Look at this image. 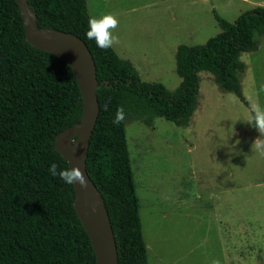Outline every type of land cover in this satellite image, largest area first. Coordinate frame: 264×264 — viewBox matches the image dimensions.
Instances as JSON below:
<instances>
[{
    "label": "trees",
    "instance_id": "1",
    "mask_svg": "<svg viewBox=\"0 0 264 264\" xmlns=\"http://www.w3.org/2000/svg\"><path fill=\"white\" fill-rule=\"evenodd\" d=\"M29 5L40 28L78 36L93 56L100 112L86 169L105 201L119 264H148L126 124L163 118L187 127L198 106L200 72L248 104L241 92L245 65L240 58L257 50L256 36H264V7L234 23L213 11L221 32L204 45L178 46L181 83L169 91L142 81L130 61L87 38V0H29ZM119 107L125 119L115 124ZM82 114V93L71 67L31 45L17 1L0 0V264H97L75 210L74 184L48 171L52 163L70 168L55 138Z\"/></svg>",
    "mask_w": 264,
    "mask_h": 264
},
{
    "label": "rangeland",
    "instance_id": "2",
    "mask_svg": "<svg viewBox=\"0 0 264 264\" xmlns=\"http://www.w3.org/2000/svg\"><path fill=\"white\" fill-rule=\"evenodd\" d=\"M87 6L90 16L116 15L120 42L112 48L142 81L174 91L181 83L178 46L204 45L219 34L213 11L234 23L264 0H87ZM256 40L257 50L240 58L248 104L200 72L187 127L163 118L126 124L148 264H231L230 239L238 238L231 230H243L233 264H264V157L251 151L259 133L250 124L251 104L264 108V36Z\"/></svg>",
    "mask_w": 264,
    "mask_h": 264
},
{
    "label": "water",
    "instance_id": "3",
    "mask_svg": "<svg viewBox=\"0 0 264 264\" xmlns=\"http://www.w3.org/2000/svg\"><path fill=\"white\" fill-rule=\"evenodd\" d=\"M24 19L26 39L35 48L64 60L73 70L83 98L81 121L55 138L56 150L69 167L79 166L87 187L74 183V206L90 237L97 264H119L118 249L105 201L86 169L90 139L100 112L97 92L100 89L96 65L87 45L78 36L40 28L31 11L29 0H16Z\"/></svg>",
    "mask_w": 264,
    "mask_h": 264
},
{
    "label": "clouds",
    "instance_id": "4",
    "mask_svg": "<svg viewBox=\"0 0 264 264\" xmlns=\"http://www.w3.org/2000/svg\"><path fill=\"white\" fill-rule=\"evenodd\" d=\"M119 24L114 13H105L101 16H90L88 20V30L86 36L89 40H94L97 47L103 50L112 48L118 44L119 36L113 35V30ZM107 106H105L106 109ZM252 120L250 124L258 131L259 136L255 138L251 144V151L264 157V108L258 103L251 104ZM125 119L123 107H119L116 111L113 123L119 124ZM237 143V142H236ZM239 144V143H237ZM235 147V145H233ZM52 176H58L67 184L79 183L81 187H87V180L79 166L71 168H59L57 164L52 163L48 169ZM218 264V262H213Z\"/></svg>",
    "mask_w": 264,
    "mask_h": 264
},
{
    "label": "crops",
    "instance_id": "5",
    "mask_svg": "<svg viewBox=\"0 0 264 264\" xmlns=\"http://www.w3.org/2000/svg\"><path fill=\"white\" fill-rule=\"evenodd\" d=\"M219 231V230H218ZM232 232H238V238H236V236H235V238H236V240H231L230 239V243H231V245H230V247L232 248L231 250H232V254H233V258L232 259H230L231 260V264H233V262L236 260L235 258H237V254L239 253V255H240V252H239V250H238V248L239 247H242L240 244H241V236H242V234H243V230H231ZM244 234H246L245 233V230H244ZM248 240H251V239H249V238H247V241ZM245 241V240H244ZM203 246V245H202ZM249 247V246H248ZM240 257V256H239ZM227 264H230L229 263V261H227L226 262ZM261 264H263V263H261Z\"/></svg>",
    "mask_w": 264,
    "mask_h": 264
}]
</instances>
